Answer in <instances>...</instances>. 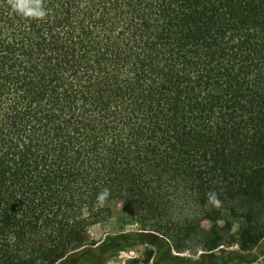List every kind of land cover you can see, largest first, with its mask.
<instances>
[{
    "label": "trees",
    "instance_id": "trees-1",
    "mask_svg": "<svg viewBox=\"0 0 264 264\" xmlns=\"http://www.w3.org/2000/svg\"><path fill=\"white\" fill-rule=\"evenodd\" d=\"M43 4L37 19L0 0V264L73 257L111 217L105 188L178 254L253 251L264 0Z\"/></svg>",
    "mask_w": 264,
    "mask_h": 264
},
{
    "label": "rangeland",
    "instance_id": "rangeland-1",
    "mask_svg": "<svg viewBox=\"0 0 264 264\" xmlns=\"http://www.w3.org/2000/svg\"><path fill=\"white\" fill-rule=\"evenodd\" d=\"M102 206L111 209V217L90 226L89 243L60 264H248L264 256V240L251 252L234 247L178 254L163 238L142 231L136 215L126 212L122 202L114 200Z\"/></svg>",
    "mask_w": 264,
    "mask_h": 264
},
{
    "label": "clouds",
    "instance_id": "clouds-1",
    "mask_svg": "<svg viewBox=\"0 0 264 264\" xmlns=\"http://www.w3.org/2000/svg\"><path fill=\"white\" fill-rule=\"evenodd\" d=\"M8 4L16 13L30 18L43 19L46 16L43 0H7ZM110 195L109 189H103L97 196V204L103 205ZM208 203L215 206H221L219 194L216 191L207 193Z\"/></svg>",
    "mask_w": 264,
    "mask_h": 264
}]
</instances>
